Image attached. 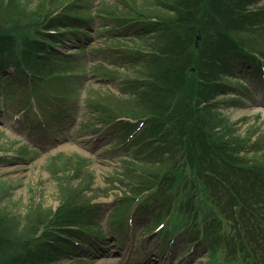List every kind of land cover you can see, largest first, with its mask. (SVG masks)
Wrapping results in <instances>:
<instances>
[{
    "label": "trees",
    "instance_id": "trees-1",
    "mask_svg": "<svg viewBox=\"0 0 264 264\" xmlns=\"http://www.w3.org/2000/svg\"><path fill=\"white\" fill-rule=\"evenodd\" d=\"M79 1L45 0L43 9L32 12L24 0H0V42L6 44L5 49H0V74L13 66L21 74L18 77L28 80L26 93L37 97L38 102L48 96L47 91L55 83L66 89L76 85L66 78L81 61L56 46L65 37L63 30H84L87 22L77 13L93 10H87ZM182 1L174 10H179L184 21L162 20L163 6L170 0H158L141 11L140 17L131 18L133 24L139 23L136 18L144 21L141 29L131 25L138 29L136 35L152 30L168 43L159 50L167 57L165 70L155 62L148 63L156 56L148 54L144 60L150 68L145 76L149 87L140 93L148 109L143 112L146 129L136 133L134 125L115 121L117 117L113 115L108 122V108L96 102L95 110L100 113L104 109L105 123H112L120 134L126 133L125 149L135 150V157L145 166L126 165L128 171L133 169L131 179H136H119L127 192L113 211L122 216L135 199L145 194L153 211L160 210L155 217L176 213L182 217L180 227L191 224L196 229L204 222L203 235L212 244V261L219 254L222 264H264V139H236L229 126L211 118L220 95L231 88L245 90L238 83L242 68L231 55L246 61H264V3ZM124 6L134 9L132 2ZM95 16H100L98 11ZM197 36L201 37L198 46L193 42ZM145 48L142 50L147 51ZM225 62L236 65L229 71L236 81L222 79ZM189 67L196 68V73L189 72ZM7 74L8 80L0 84V90L13 95L9 87L20 83L18 88H22L21 80H16L15 73ZM153 79L155 83H151ZM128 83L138 81L134 78ZM60 107L64 112L60 108L52 111L63 118L68 104ZM116 109L115 113H121ZM121 123L125 126L116 128ZM143 131L150 136L143 138ZM63 172L67 175L66 170ZM63 190L67 196L59 211L50 216L49 212L44 217L42 214L38 219L34 216L26 227L17 218L1 213L0 264H51L60 245L64 248L76 238L98 236L85 228L91 219L88 210L94 206L93 197H80L71 188L70 193ZM42 227L49 241L35 244ZM172 230L175 232V227Z\"/></svg>",
    "mask_w": 264,
    "mask_h": 264
},
{
    "label": "rangeland",
    "instance_id": "rangeland-1",
    "mask_svg": "<svg viewBox=\"0 0 264 264\" xmlns=\"http://www.w3.org/2000/svg\"><path fill=\"white\" fill-rule=\"evenodd\" d=\"M24 1L32 12L45 6V0ZM157 1L80 0L79 4L93 10L77 13L87 22L84 30H63L65 37L56 46L57 50L81 61L66 78L76 83L69 89L55 83L47 91L48 96L38 102L37 97L31 98L26 93L27 79L18 77L21 74L13 66L0 74L1 85L8 80L9 72L15 73L16 80H21L22 85V88H18L20 83L9 87L13 95L0 90V220L4 213L17 218L21 226L26 227L34 216L38 219L48 212L50 216L61 208L63 198L67 196L64 188L68 193L71 188L80 197H93L94 206L88 210L91 219L85 228L95 231L98 236L76 238L81 247L70 242L64 248L60 245L51 264H138L141 261L143 264H211L214 257L210 240L203 237L204 222L196 229L191 224L180 227L182 217L176 213L165 214L164 218L155 217L153 215L160 210L153 211L145 194L135 199L130 211L122 216L118 217L113 211L114 205L127 192L119 179L132 178L133 169L128 171L126 165L143 169L145 166L135 157V150L125 149L126 133L109 131L112 123L106 124L104 109L99 113L95 106L101 101L108 108V122L112 115L118 120V116L124 117L121 122L135 118L132 119L136 121L135 132L147 125L143 112L148 109L140 93L149 87L145 76L150 68L144 65V60L149 58L148 54L156 56L148 63L153 65L155 62L157 67L165 70L167 57L160 55L159 50L168 43L152 30L145 32V36L136 35L144 21L136 18L139 23L133 24L131 18L140 17L141 11L156 5ZM125 2H132L134 9H127ZM258 2L262 5L264 0ZM180 3L184 2L170 0L164 5L162 20L184 21L179 10H174ZM97 11L100 16L94 17ZM116 16H127L128 19H115ZM132 24L138 25V29L134 30ZM142 47L148 50H142ZM5 48L6 44L0 42V49ZM231 59L244 69L238 83L245 90L231 88L220 95L221 100L211 118L229 126L236 139H264L262 64L245 63L236 55H231ZM236 65L225 62L222 79L236 81L229 72ZM188 71L196 73L197 70L189 67ZM109 73L113 75L111 79L105 78ZM134 78L138 83L128 84ZM151 83H155L154 79ZM61 104L65 107L68 104L70 108L64 119L52 111L53 108L61 109ZM115 108L121 113H115ZM41 114L45 123L40 120ZM124 126L121 123L116 128ZM111 129L115 128L111 126ZM149 136L146 132L143 138ZM1 230L0 222V239ZM39 230L35 244L40 240V244L47 243L44 227ZM165 233L176 234L175 240L168 239L169 235ZM221 260L217 254L212 264H222Z\"/></svg>",
    "mask_w": 264,
    "mask_h": 264
},
{
    "label": "water",
    "instance_id": "water-1",
    "mask_svg": "<svg viewBox=\"0 0 264 264\" xmlns=\"http://www.w3.org/2000/svg\"><path fill=\"white\" fill-rule=\"evenodd\" d=\"M200 39H201V37L198 36V37H197V40H196L197 44H198V42H199ZM193 71H194V70H193Z\"/></svg>",
    "mask_w": 264,
    "mask_h": 264
}]
</instances>
